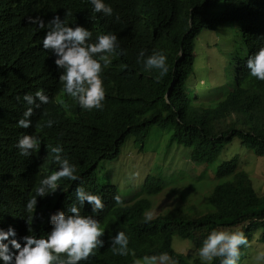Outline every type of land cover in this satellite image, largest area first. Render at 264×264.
<instances>
[{
    "label": "trees",
    "instance_id": "16d2710c",
    "mask_svg": "<svg viewBox=\"0 0 264 264\" xmlns=\"http://www.w3.org/2000/svg\"><path fill=\"white\" fill-rule=\"evenodd\" d=\"M104 2L113 8L112 17L94 13L90 0H0V155L11 136L6 132L11 123L7 126L3 117L9 113L12 117L17 109L23 113L29 107L23 100V90L31 75L30 62L38 61L37 54L47 53L42 49L47 28L28 24L26 18L30 15L40 16L45 23L59 15L71 27L81 25L91 31L90 43L99 35L114 33L119 42L117 51H126L125 55L111 57L112 63L102 73L106 89L102 110H83L73 98L66 99L52 92L46 93L49 104L34 109L31 130L40 139L37 156L49 167L55 165L51 147L61 144L64 155L71 158L81 177L78 182L95 190L94 185L100 179L95 177L91 184L83 168L114 156L128 134L141 147L153 124L169 129L171 140L189 147V159L193 161H212L232 136H237L253 153L264 154V81L250 76L246 68L248 57L237 60L235 51L233 55L227 54L225 71L229 89L214 105L196 102V94L186 82L193 70L196 36L205 29L226 33L236 19L235 11L241 1ZM256 2L260 24L257 46L264 47V0ZM232 35L235 38L236 33ZM142 49L145 56L154 50L167 56L169 72L159 82L158 70H145L142 63H137ZM61 99L66 106L58 103ZM48 119L54 121L52 127H40ZM214 175L225 178L209 191L211 210L192 217L161 213L145 224L143 212L149 206L147 196L163 184L159 177L146 174L136 187L139 188L134 192L136 199L126 203L121 196L122 205L112 200L105 209L107 223L101 237L104 247L96 249L80 264H134L138 257L162 252H167L174 264H185V256L171 246L173 234L187 238L193 247L201 246L213 229H239L249 241L258 231V237L264 240V196L256 193L247 173L237 168L236 157L220 162ZM5 217L6 208L0 204V224H4ZM118 231H124L129 237L127 256L112 252L111 238ZM191 264L205 262L193 258ZM212 264H219V259Z\"/></svg>",
    "mask_w": 264,
    "mask_h": 264
},
{
    "label": "clouds",
    "instance_id": "9594fccd",
    "mask_svg": "<svg viewBox=\"0 0 264 264\" xmlns=\"http://www.w3.org/2000/svg\"><path fill=\"white\" fill-rule=\"evenodd\" d=\"M239 1L242 4L235 11L236 19L228 28L230 31L231 26V55L235 51L237 60L248 57L246 68L250 76L264 81V47L257 46L260 43L258 4L256 0ZM90 2L94 13L114 15L113 8L104 0ZM26 19L39 29L47 28L41 47L47 53L37 54L38 61L30 62L31 75L23 90V100L29 107L23 113L17 109L12 117L10 113L3 117L7 126L11 123V128L6 129L11 136L0 155V204L6 208L4 224H0V264H80L96 249L104 247L101 237L107 223L105 209L112 200L122 205V197L126 203L132 202L139 188L135 186L132 191L121 193L107 174H97L100 160L83 168L91 184L95 177L100 179L94 185L95 190L82 185L78 182L81 177L76 166L64 155L61 144L51 147L55 165L49 167L37 156L40 139L32 135V116L34 109L50 103L46 93L51 92L73 98L83 110H102L106 98L102 73L112 63L111 57L125 55L126 51H117L116 34L99 35L90 43L91 31L81 25L71 27L59 15L47 23L40 16L30 15ZM119 19L115 15L116 22ZM240 19L243 20L239 22ZM137 63H142L145 70H158L157 82L169 72L167 56L160 50L148 56L140 50ZM58 103L66 106L62 99ZM53 123L48 119L40 127L51 128ZM155 216L154 211L146 212L144 223L150 224ZM128 245L129 237L124 231L111 238L114 255H129ZM242 246H249L242 230L213 229L203 239L198 256L205 264L216 259L219 264H238ZM256 260L264 261V251L257 254ZM170 261V255L162 252L145 255L134 264H169Z\"/></svg>",
    "mask_w": 264,
    "mask_h": 264
},
{
    "label": "rangeland",
    "instance_id": "374dc122",
    "mask_svg": "<svg viewBox=\"0 0 264 264\" xmlns=\"http://www.w3.org/2000/svg\"><path fill=\"white\" fill-rule=\"evenodd\" d=\"M219 32L205 29L196 36L193 70L186 80L196 94V102L205 105H214L229 89L225 62L232 52L231 26L230 31ZM232 156L237 159V168L247 173L256 193L264 196V154L253 153L240 143L237 136H232L212 161H193L189 159V147L171 140L170 130L155 124L148 128L141 147L133 140V135L128 134L117 155L100 160L96 172L107 174L121 193L140 185L146 174L159 177L163 184L158 191L148 195L149 206L144 214L154 211L155 215L173 213L192 217L212 209L209 191L225 178L216 177L214 170L220 162ZM258 236V231L252 234L249 246L241 251L238 264H264V261L256 260L257 254L264 251V240ZM171 246L185 256V264H191L193 258L201 261L198 256L201 246L193 247L187 238L173 234Z\"/></svg>",
    "mask_w": 264,
    "mask_h": 264
}]
</instances>
